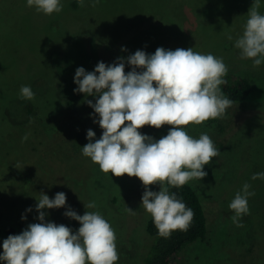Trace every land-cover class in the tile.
<instances>
[{
  "label": "rangeland",
  "instance_id": "374dc122",
  "mask_svg": "<svg viewBox=\"0 0 264 264\" xmlns=\"http://www.w3.org/2000/svg\"><path fill=\"white\" fill-rule=\"evenodd\" d=\"M61 3L62 11L46 15L28 7L26 0H0V228H12L0 233V252L9 235L39 223L35 205L42 193L52 199L63 192L65 207L41 210L47 213L46 222L75 232L80 223L65 211L98 212L116 235L115 264H146L152 238L145 229L151 214L140 204L144 186L135 176L104 173L82 154L89 142L87 130L95 132L94 139L103 130L86 103L97 97L74 93L78 86L73 77L77 67L91 72L98 62L111 64L136 50L153 54L158 47H192L193 52L222 58L226 74L246 76L251 91L231 100L222 118L184 127L195 139L209 135L219 155L203 166L206 177L189 181L205 209L206 235L188 243L169 264H264V179H251L264 173V63L253 67L252 59H241L234 46L253 0H99L95 6L85 0L83 7L78 0ZM258 11L264 15V0ZM130 70L125 63V73ZM21 86H30L35 98H21ZM25 100L31 103V114ZM171 127L145 125L138 131L158 140ZM244 183L255 194L248 197L249 214L240 217L243 226L237 227L229 204ZM148 187L159 191L158 184ZM92 201L96 207L87 208Z\"/></svg>",
  "mask_w": 264,
  "mask_h": 264
},
{
  "label": "clouds",
  "instance_id": "9594fccd",
  "mask_svg": "<svg viewBox=\"0 0 264 264\" xmlns=\"http://www.w3.org/2000/svg\"><path fill=\"white\" fill-rule=\"evenodd\" d=\"M28 7L51 15L62 11L61 0H26ZM99 0H92L95 6ZM81 7L85 0H78ZM260 0H253L248 9V19L243 34L235 40L241 59H252L253 67L264 63V15L258 11ZM229 40L232 39L228 35ZM122 50H125L122 48ZM125 63L131 70L125 73ZM228 69L222 58L212 54L177 48L166 50L158 47L153 54L136 50L128 57H117L111 64L98 62L93 71L77 67L73 77L78 86L73 91L85 97H97L95 103L86 100L93 108L103 130L99 139L87 130L89 141L82 147V154L99 165L106 174H127L139 178L144 186L141 203L151 214L158 235L169 238L176 230L187 231L194 218V211L170 193L167 185L182 187L190 180L207 176L203 166L219 155L212 139L202 133L198 139L189 136L184 127L201 124L209 119L222 118L231 107L221 85ZM155 85V86H154ZM20 97L32 100L35 93L30 86H21ZM171 125L167 135L154 139L138 129L145 125L159 129ZM27 134L22 140H27ZM94 141V142H93ZM251 179H264V173H254ZM159 185V191L149 190V185ZM250 184L244 183L235 194L229 208L237 227H242L240 217L249 214ZM35 205L39 223L28 224L20 234L9 235L3 240L0 261L6 264H115L116 235L110 224L98 213L78 215L69 208L64 215L78 221L80 227L72 229L45 221L42 209L66 206V194L57 192L54 198L41 195ZM85 207V206H84ZM87 208H95V201ZM31 207L25 211H31ZM126 211L134 210L126 206ZM21 219H26L22 214Z\"/></svg>",
  "mask_w": 264,
  "mask_h": 264
},
{
  "label": "trees",
  "instance_id": "16d2710c",
  "mask_svg": "<svg viewBox=\"0 0 264 264\" xmlns=\"http://www.w3.org/2000/svg\"><path fill=\"white\" fill-rule=\"evenodd\" d=\"M223 79L227 83L222 85V89L230 100H241L249 95L251 83L246 76L239 73H228ZM24 104L28 114H31V103L25 100ZM210 120L213 121L214 119ZM164 186L169 188L170 193L174 192L177 199L184 202L186 207H190L194 211V218L187 231L176 230L172 232L169 238H163L158 235V230L150 215L145 226L146 232L152 238L147 251H145V254H149L145 257L146 264H169L188 243L203 239L206 235L205 209L195 188L189 182L179 188L169 186L166 182ZM11 231V227L4 230L0 228V233H10Z\"/></svg>",
  "mask_w": 264,
  "mask_h": 264
}]
</instances>
